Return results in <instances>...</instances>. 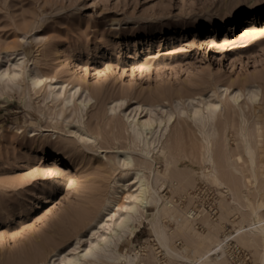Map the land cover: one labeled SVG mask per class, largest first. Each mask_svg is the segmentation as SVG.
Instances as JSON below:
<instances>
[{"label":"rangeland","instance_id":"1","mask_svg":"<svg viewBox=\"0 0 264 264\" xmlns=\"http://www.w3.org/2000/svg\"><path fill=\"white\" fill-rule=\"evenodd\" d=\"M8 55L12 62L25 58L44 82L32 86L25 78L0 95V264H34L99 220L122 178L116 156L129 145L124 112L138 104L176 111L179 98L203 101L215 92L225 102L238 90L246 133L230 100L233 110L218 109L213 134L214 158L228 188L204 177L210 165L200 135L178 117L172 143L154 156L152 184L165 178L160 193L170 215L160 221L175 250L185 254L187 248L193 258L196 247L201 254L226 246L225 264H262L261 241L242 236L251 205L264 201V0H0V67ZM51 83L81 89L62 115L61 103L48 96ZM83 89L93 97L84 126L72 115ZM250 90H261L257 116L245 106ZM119 99L127 105L111 113ZM232 186L243 212L224 203ZM122 195L116 199L125 203ZM148 205L142 226L119 252L138 258L136 264H186L155 241L149 220L156 209ZM178 212L196 235L178 227ZM208 234L211 245L200 239Z\"/></svg>","mask_w":264,"mask_h":264},{"label":"bare ground","instance_id":"2","mask_svg":"<svg viewBox=\"0 0 264 264\" xmlns=\"http://www.w3.org/2000/svg\"><path fill=\"white\" fill-rule=\"evenodd\" d=\"M9 56L10 55H8L6 58V66H4V68L3 66L0 67V95L4 96L7 92L9 93V91L13 92L14 88L19 86L20 82L25 78L31 83L32 86H39L44 82L43 79L34 75L35 73H33V70L29 68L28 65H26L25 58H20L15 62H12ZM220 90H222L221 87ZM223 90L226 93L228 91L227 88H224ZM80 91V88H74L67 91L65 85L51 83L49 84L48 96L53 99V103L54 101H56V103H61L62 110L60 115H62L66 110L69 109V105L74 101L79 93H81ZM260 92L261 90L248 91L249 97L248 101L245 103L247 109L251 107L250 109H252V112L255 114V116H257L256 114L260 108L262 109L259 103ZM242 96L243 95L241 91L238 90L236 93H234V95L231 96L230 100L233 102V106L238 108L240 111V118L242 120L241 122L244 125L243 126L241 123L243 126L242 130H245L246 133L247 118L244 114L245 112L243 106L240 104ZM213 97H216L215 99L217 101L212 99ZM179 99L175 101L176 111L169 110L168 108H164L160 105L138 104L131 110L129 114L124 112L122 121H125L124 131L128 136L127 140L129 141V145L126 150L118 149L117 151L119 152H117L118 155L116 156L118 167L123 169L122 178L115 181V187L112 189L111 196H109L110 198L106 200V203L102 208V212H99L101 213L98 217L99 220L95 223L93 221L94 224L91 228L87 229L86 235L76 237V239L71 243H67V241L60 245V247H50L45 251V254L41 259H36L34 264H136L138 258H134L135 256L132 257L127 253L121 254L119 252V247L126 240V238L130 241L133 239L135 233L137 232L135 227L136 225L139 227L142 226L143 219H146V207L148 204L154 206L156 209V212L152 214V218L149 221L152 222V231L155 237L154 239L158 242L165 255L186 264H225L223 249L226 246H220L222 243L219 245L221 247L219 250L216 248H211L210 250L204 251L201 254L198 251L199 247H196L194 252L197 256L193 258L188 256L187 248L183 250L185 254L178 252L171 246L170 236L166 232L165 227L162 225L163 223L160 221L162 215H170V209H168L167 203H165V199L160 193L161 189L166 185L162 182V180L165 178L163 177V179H160L158 177L156 179V188H154V184H152V175H154L155 166L154 156L159 155V153L164 154L169 143H172V127L177 121V117L183 121H190L200 135L198 138H201L202 147L204 149L203 151H205V161L210 165V171L207 173V175L205 174L204 177L219 187L228 188V185L225 182L227 180L225 178L227 177H225L226 175L223 176L224 174H221L220 168L217 166L214 158L215 146L213 145L215 144H213V142L215 141H213V138H216L218 131L215 133L217 135L215 137L213 136L215 135L214 130L218 127V118H220L218 109L224 105L225 110L232 111L233 107H227L230 100L222 102L221 96H219L218 93L216 94V92L213 93V95H211L208 100L206 99L203 101L188 99L186 102H182L181 99ZM92 100V94L87 92V90H84L80 95L78 100L79 105L77 108L73 109L72 113V115L76 118L77 124L84 126V113ZM126 103L127 102L124 99L114 100L109 111L111 113H115L125 107L127 105ZM243 131L241 135L244 134ZM197 132L194 133L197 134ZM248 133L250 134V132ZM86 135L88 137L87 139H92L88 133H86ZM174 136H176V134L173 135V137ZM241 137L243 138V136ZM251 148L252 146L247 148L249 151L248 161L250 160L251 165L254 167L255 155L253 154ZM134 153L140 156L143 162L146 163L145 166L141 167V162L139 161V163L135 159L133 155ZM172 157L175 156L172 154ZM234 166L236 167V165ZM168 167L169 166H167V169ZM231 167H233V165ZM253 167L252 169H255L257 166L254 168ZM254 171L253 173H255ZM164 182H166V180H164ZM232 187H230V193L229 195H226L229 197L228 199H225L226 202L224 201V203H227L230 207H236L237 211L239 212H243L244 207L242 206L239 197L235 195V193L237 194L236 189L234 188L236 187L235 184L233 187L235 191L231 189ZM116 188L120 190V192H118ZM121 192L123 193L121 196V201L125 200V203L116 199ZM251 207L252 209L250 210V214L249 216L247 215V218L249 219H247V222H249V228H246V234H244L245 232L243 231L244 233L242 238H249L250 241H261V251L259 253L261 257L260 262L264 264V221L261 219V213L263 211L262 209H264V201L260 205L252 204ZM177 222L179 228H184L196 235L189 219L185 216L179 215V212ZM210 235L208 234L206 237H200L201 241L211 245L213 240L208 237ZM210 237H213V235ZM226 240H228V238H226Z\"/></svg>","mask_w":264,"mask_h":264}]
</instances>
